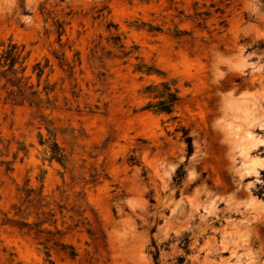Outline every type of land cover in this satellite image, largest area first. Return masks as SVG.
I'll return each instance as SVG.
<instances>
[{"label": "rangeland", "instance_id": "374dc122", "mask_svg": "<svg viewBox=\"0 0 264 264\" xmlns=\"http://www.w3.org/2000/svg\"><path fill=\"white\" fill-rule=\"evenodd\" d=\"M24 8L0 0V42L25 47L34 86L35 65L47 66L38 89L53 91L41 108L16 104L0 81V264H48L45 239L55 264H155L153 240L173 241L161 264L181 256L264 264V0H26ZM164 81L180 91L176 119L142 110L144 88ZM253 98L252 144L235 145L241 116L218 114L224 102ZM54 140L65 166L50 161ZM48 219L63 235L37 236L34 224ZM43 228L56 232L48 221Z\"/></svg>", "mask_w": 264, "mask_h": 264}, {"label": "trees", "instance_id": "16d2710c", "mask_svg": "<svg viewBox=\"0 0 264 264\" xmlns=\"http://www.w3.org/2000/svg\"><path fill=\"white\" fill-rule=\"evenodd\" d=\"M22 4V8L24 13H26L24 5L26 0H20ZM60 37L62 35V27L59 26ZM264 43L259 45L258 48H263ZM28 59V53H25V47L20 46L15 43L13 40H9L8 42H0V81H4V87L7 91V99L16 103V104H29L30 106H35L41 108L43 103L42 94L45 93L47 99H49L50 93L53 91L48 87H45L41 92L39 91V86L41 82V78L45 73L47 66H42L41 63H37L34 67V72L37 73L38 84L34 86L33 83L30 82L31 77L26 75L27 66L26 61ZM138 71L144 72L148 75L150 74H161L154 67H149L146 65H141L138 67ZM142 94L147 99V103L142 107V110L149 111L157 114H166L172 117V119H176L177 117L174 115L176 112V107L181 101L180 91L176 86L174 81L168 82L164 81L159 84H150L147 85ZM49 101V100H48ZM49 133L51 131L48 129ZM182 139L186 144L187 154L190 157L194 153V144L193 137L190 136L189 130L183 128L182 129ZM44 144V141L43 143ZM1 145V142H0ZM50 161H57L63 166H65L68 162L67 155L64 150L59 146V144L54 140L50 145ZM133 160V159H131ZM12 168L10 163L7 165V170L10 171ZM184 177V171H180L178 174V181L182 180ZM36 193L33 189H28L26 191V199L25 201L30 202L32 194ZM41 192L37 193L34 197L41 196ZM153 203V201H151ZM27 211H16V215H23ZM46 212L41 211L36 215H46ZM50 216H54L49 213ZM49 222L50 225L54 224L56 232L52 233L48 228H43L46 222ZM57 221L48 219L42 220L34 224L37 228L36 234L38 237H41L43 234H53V235H63V232L58 229ZM22 227H30L28 222H23ZM50 239H45L44 241H40V245L44 247L45 254L48 264H55L51 260L50 247L48 242ZM170 241L168 244H164L159 246L156 241H152L150 255L152 256L155 264L160 263V251L163 246L169 247ZM53 245L55 247H61V249L67 253L70 257L75 258L77 256V252L74 247L66 245L60 241L55 240ZM190 240L188 237L182 238L180 240L179 247L182 248L186 254L190 253L189 251ZM186 262V258L181 256L177 258L176 264H184Z\"/></svg>", "mask_w": 264, "mask_h": 264}, {"label": "bare ground", "instance_id": "6f19581e", "mask_svg": "<svg viewBox=\"0 0 264 264\" xmlns=\"http://www.w3.org/2000/svg\"><path fill=\"white\" fill-rule=\"evenodd\" d=\"M235 62H236V64L240 65V64L244 63V60L241 57H237V58H235ZM256 99L253 98V99L249 100L248 102H244L241 104L240 103L237 104V103L232 102L231 103L232 108L227 106L224 102V104L222 105V107L220 109V112H219L218 117H217V120H219V121L234 122V116H236V115L241 116V120L239 122L235 123L236 127L239 128L238 138H236L235 143H234L235 145L241 144L244 146H249L250 144H252V139L249 137V135L252 132V126H251L252 124H251V119L249 117V113H250L251 109L253 110V106L258 104V100H256ZM234 134L236 135L237 132ZM256 161H253V163L257 164Z\"/></svg>", "mask_w": 264, "mask_h": 264}]
</instances>
